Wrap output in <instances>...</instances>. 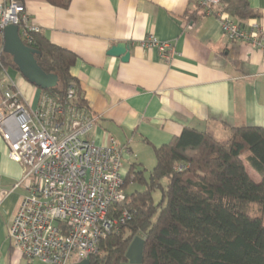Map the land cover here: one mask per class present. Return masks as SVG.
I'll use <instances>...</instances> for the list:
<instances>
[{
    "label": "crops",
    "instance_id": "crops-1",
    "mask_svg": "<svg viewBox=\"0 0 264 264\" xmlns=\"http://www.w3.org/2000/svg\"><path fill=\"white\" fill-rule=\"evenodd\" d=\"M3 0H0L2 2ZM201 0H72L67 8L46 0H24L32 25L52 43L77 55L72 75L95 118L89 138L104 145L110 137L131 148L129 164L144 166L140 150H155L190 127L228 139L230 128H264V53L230 40L219 19ZM225 16L242 26L264 24V0H223ZM154 35L175 45L170 59L143 40ZM120 42L130 57L108 54ZM23 99L37 106L41 91L17 69L6 68ZM155 166V165H154ZM126 167V166H125ZM250 176H260L249 165ZM27 168L14 162L0 134V264H28L12 246L11 222L26 191ZM35 264H40L35 262ZM74 264V263H73Z\"/></svg>",
    "mask_w": 264,
    "mask_h": 264
},
{
    "label": "trees",
    "instance_id": "trees-1",
    "mask_svg": "<svg viewBox=\"0 0 264 264\" xmlns=\"http://www.w3.org/2000/svg\"><path fill=\"white\" fill-rule=\"evenodd\" d=\"M67 8L72 0H46ZM249 15L248 3L243 0ZM40 67L58 75L55 87L40 89L60 102L88 110L85 95L72 75L77 55L52 43L41 32L33 34ZM13 67L0 33V71ZM75 88L67 100V90ZM156 164L148 172L141 163L130 165L124 188H142L127 194L114 214L129 213L100 242L91 264H122L136 236L145 239L143 264H264V219L249 208L264 209V128L233 126L228 139L186 127L169 143L155 150ZM249 165L260 176L254 180ZM156 191L160 197H156ZM28 264H35L29 261Z\"/></svg>",
    "mask_w": 264,
    "mask_h": 264
},
{
    "label": "built area",
    "instance_id": "built-area-1",
    "mask_svg": "<svg viewBox=\"0 0 264 264\" xmlns=\"http://www.w3.org/2000/svg\"><path fill=\"white\" fill-rule=\"evenodd\" d=\"M208 15H215L223 33L233 41L264 53V24L242 26L225 16L223 0H201ZM17 25L23 42L32 44L40 28L30 22L24 0L0 2V33ZM170 59L175 45L149 35L143 40ZM27 45V44H26ZM1 69V76L6 75ZM13 83L0 79V134L9 157L27 168L20 183L25 195L9 228L12 246L40 264H73L90 259L100 242L119 223L129 219L116 205L127 199L124 188L129 145L110 137L104 145L89 138L95 118L67 102L43 93L36 107L26 102ZM75 88L67 90V100Z\"/></svg>",
    "mask_w": 264,
    "mask_h": 264
},
{
    "label": "water",
    "instance_id": "water-1",
    "mask_svg": "<svg viewBox=\"0 0 264 264\" xmlns=\"http://www.w3.org/2000/svg\"><path fill=\"white\" fill-rule=\"evenodd\" d=\"M4 51L13 57L18 71L33 85L40 89H49L58 84L57 74L45 72L38 64L35 55L38 51L26 45L20 37L17 25H8L4 29ZM108 54L122 57L127 61L130 57V45L120 42L110 48ZM145 239L136 236L126 252V262L122 264H143ZM74 264H91L90 259H85Z\"/></svg>",
    "mask_w": 264,
    "mask_h": 264
},
{
    "label": "rangeland",
    "instance_id": "rangeland-1",
    "mask_svg": "<svg viewBox=\"0 0 264 264\" xmlns=\"http://www.w3.org/2000/svg\"><path fill=\"white\" fill-rule=\"evenodd\" d=\"M141 151V160L144 163V168L147 169L146 176H148V172L153 169L155 165V155L153 153V150L147 149V150H140ZM124 162L125 169H128L129 164L127 162ZM142 187L138 184H131L126 188L127 194L135 191L136 189H141ZM155 196L158 198L160 197V192L156 191ZM249 213L253 216H261L264 219V209L257 205H253L249 208Z\"/></svg>",
    "mask_w": 264,
    "mask_h": 264
}]
</instances>
